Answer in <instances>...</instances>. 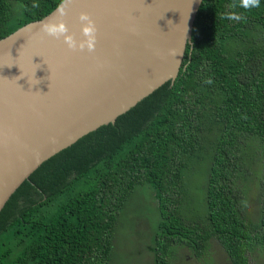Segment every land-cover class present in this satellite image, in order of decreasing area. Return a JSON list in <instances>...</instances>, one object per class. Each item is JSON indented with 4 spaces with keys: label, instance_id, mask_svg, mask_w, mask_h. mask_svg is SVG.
Returning <instances> with one entry per match:
<instances>
[{
    "label": "trees",
    "instance_id": "obj_1",
    "mask_svg": "<svg viewBox=\"0 0 264 264\" xmlns=\"http://www.w3.org/2000/svg\"><path fill=\"white\" fill-rule=\"evenodd\" d=\"M33 2L0 0V38L61 0ZM235 2L202 0L173 82L19 185L0 211V264H108L117 217L138 186L150 189L158 213L152 264H170L171 248L199 257L211 240L229 264L264 261V0L251 11ZM229 11L246 19H224ZM197 164L203 190L192 217Z\"/></svg>",
    "mask_w": 264,
    "mask_h": 264
},
{
    "label": "water",
    "instance_id": "obj_2",
    "mask_svg": "<svg viewBox=\"0 0 264 264\" xmlns=\"http://www.w3.org/2000/svg\"><path fill=\"white\" fill-rule=\"evenodd\" d=\"M202 0H70L97 25L95 52L72 51L40 24L56 8L0 38V211L46 159L177 77Z\"/></svg>",
    "mask_w": 264,
    "mask_h": 264
},
{
    "label": "rangeland",
    "instance_id": "obj_3",
    "mask_svg": "<svg viewBox=\"0 0 264 264\" xmlns=\"http://www.w3.org/2000/svg\"><path fill=\"white\" fill-rule=\"evenodd\" d=\"M203 169L199 164L190 172L189 188L192 207L189 215L195 217L201 211ZM253 208L254 202L251 200ZM158 213L151 191L147 186H138L124 203L113 235V246L108 264H152L148 252L151 233L155 231ZM173 255L170 264H229L221 246L211 240L208 249L201 256L192 255L187 248H171ZM264 264L263 260H260ZM257 264V263H255Z\"/></svg>",
    "mask_w": 264,
    "mask_h": 264
},
{
    "label": "clouds",
    "instance_id": "obj_4",
    "mask_svg": "<svg viewBox=\"0 0 264 264\" xmlns=\"http://www.w3.org/2000/svg\"><path fill=\"white\" fill-rule=\"evenodd\" d=\"M70 0H61L56 8L55 14L40 24V31L48 37L62 39L63 43L69 50L72 51H88L89 53L95 52L97 46V25L92 16L86 12L81 11L78 19L80 22V37L69 31L68 24L64 17L67 15V5ZM261 6V0H236L232 8H242L246 11H251ZM33 7H39L37 0H34ZM224 19L241 22L246 19L242 14L235 11H229L224 14ZM211 78H206L205 83L211 84Z\"/></svg>",
    "mask_w": 264,
    "mask_h": 264
}]
</instances>
